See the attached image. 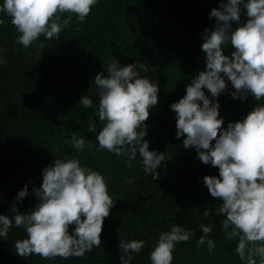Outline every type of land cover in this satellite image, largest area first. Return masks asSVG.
<instances>
[{
	"label": "trees",
	"instance_id": "16d2710c",
	"mask_svg": "<svg viewBox=\"0 0 264 264\" xmlns=\"http://www.w3.org/2000/svg\"><path fill=\"white\" fill-rule=\"evenodd\" d=\"M221 0H100L85 22L73 17L72 26L56 41L40 37L25 49L16 42L19 33L10 18L0 26V45L7 63L0 66V214H8L13 203L21 212L35 206L34 187L42 183V170L55 158H79L82 165L101 172L116 201L105 218L102 244L83 257L39 255L20 257L15 241L26 237L15 225L7 238L0 237V264H121L119 240L142 239L145 247L133 255L132 264H151L149 254L158 234L176 223L196 228L188 242L177 244L173 264H241L235 252L236 241L225 238L223 214L215 208L222 198L212 197L203 183L205 175H219L218 167L204 164L194 147L184 148L176 137V113L170 108L186 94V86L206 68L202 32L213 29L216 18L209 19ZM67 15V14H65ZM247 17L241 16V23ZM236 26V22H233ZM41 45H43V50ZM233 48L225 49L230 55ZM116 58L121 66L144 63L147 75L159 83L158 104L150 109L146 140L150 150L168 152L166 167L158 168L159 179L143 171L139 153L132 167L126 156L98 151L96 133L88 124L99 121L95 108L79 103L83 95L98 103L94 78ZM219 97L224 127L242 119L262 101L249 96L234 99L230 91ZM206 94H209L207 90ZM202 103V102H201ZM73 132L92 141L91 148L77 151L67 141ZM215 141H213L214 143ZM128 177L133 178L128 183ZM28 184L29 195L17 202L18 191ZM213 215L204 218L203 211ZM214 225L216 248L198 247L203 235L199 223Z\"/></svg>",
	"mask_w": 264,
	"mask_h": 264
},
{
	"label": "clouds",
	"instance_id": "9594fccd",
	"mask_svg": "<svg viewBox=\"0 0 264 264\" xmlns=\"http://www.w3.org/2000/svg\"><path fill=\"white\" fill-rule=\"evenodd\" d=\"M99 2L0 0V26L6 24L5 15L10 18L19 33L16 42L27 49L41 36L59 41L61 32L72 26L73 17L85 22ZM242 15L247 17L243 23ZM212 18H216L214 28L202 32L206 68L186 86V94L170 105L176 113V137H185L184 148L194 147L204 164L218 167L219 175H205L203 183L212 197L222 198L215 212L223 214L225 238L236 241L234 250L241 264H264V103L224 127L218 100L222 93H229L228 81L235 89L230 91L232 98L264 100V0H221L209 13ZM229 46L233 48L230 55L225 54ZM5 51L0 45V66L8 62ZM106 67V76L101 72L94 78L98 103L87 95L79 101L85 109L95 108L103 122L97 131L93 119L88 131L96 133L98 151L126 156L129 168L139 153L143 171L159 179L157 170L166 167L171 154L150 150L145 139V122L158 104L159 83L141 75L149 72L144 63L121 66L113 57ZM67 142L77 151L92 147V141L77 132ZM126 179L133 182L131 177ZM32 194L36 203L29 211L21 212L13 203L8 214H0V237L7 238L13 225L27 234L15 241L17 255L66 260L101 246L105 218L117 201L101 172L82 165L79 158H55L42 170V183ZM28 195L25 184L15 200L22 203ZM212 215L209 209L203 211L204 218ZM198 227L203 235L197 246L206 245L212 253L216 248L214 225L199 223ZM195 232L196 228L176 223L160 232L149 254L151 264H173L177 244L188 242ZM145 244L142 239L119 240L121 264H132L133 255L141 253Z\"/></svg>",
	"mask_w": 264,
	"mask_h": 264
}]
</instances>
